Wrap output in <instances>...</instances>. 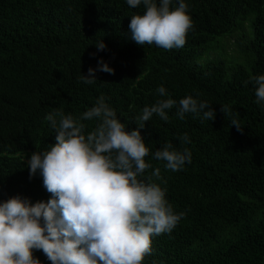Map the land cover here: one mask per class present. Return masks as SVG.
Returning a JSON list of instances; mask_svg holds the SVG:
<instances>
[{
    "label": "trees",
    "instance_id": "trees-1",
    "mask_svg": "<svg viewBox=\"0 0 264 264\" xmlns=\"http://www.w3.org/2000/svg\"><path fill=\"white\" fill-rule=\"evenodd\" d=\"M184 3L193 26L182 48L166 50L130 38L131 17L146 11L142 4L0 0V203L51 198L39 172L30 179L28 161L56 143L45 120L54 109L84 123L88 133L98 121L80 118L103 95L131 132L144 107L171 98L177 105L166 110L167 122L153 114L139 128L152 167L138 179L151 177L184 216L171 233L152 237L143 264H264V102H255L250 80L264 75V0ZM178 4L172 0L170 10ZM224 39L230 58L216 49ZM101 60L114 74L98 70ZM89 68L97 70L93 84L79 79ZM187 96L207 102L215 119L186 113L181 120L179 100ZM224 105L231 110L226 116ZM233 119L242 131L231 126ZM185 133L190 143L181 142ZM165 143L189 149L191 163L172 171L155 160ZM157 168L159 179L152 176ZM32 254L51 264L42 250Z\"/></svg>",
    "mask_w": 264,
    "mask_h": 264
},
{
    "label": "clouds",
    "instance_id": "clouds-1",
    "mask_svg": "<svg viewBox=\"0 0 264 264\" xmlns=\"http://www.w3.org/2000/svg\"><path fill=\"white\" fill-rule=\"evenodd\" d=\"M146 11L134 15L130 21V38L137 45H152L171 50L182 48L192 28L188 5L179 0L170 10L172 0H126ZM105 49L103 42L96 44ZM99 71L114 74L102 60ZM89 68L88 75L79 78L85 84L97 80ZM255 84L256 103L264 102V75L250 77ZM157 93L167 95L163 86ZM177 105L168 98L146 106L137 117L138 129L126 131V126L101 95L95 105L83 113L80 120L98 121L86 133L85 124L54 109L45 120L55 130V144L43 152H34L29 161L30 179L39 172L43 187L51 198L32 204L19 196L0 203V264H40L32 250H42L51 264H143L151 253V239L171 233L184 213L176 214L165 199V190L157 183L138 179L152 167L146 163L149 148L139 128L150 121L153 114L168 121L166 110ZM220 111L230 113L227 105ZM195 114L202 121L215 119L216 113L207 102L192 96L179 100L177 116ZM59 117V120H57ZM242 131L236 119L231 121ZM182 143H190L185 133ZM191 152L173 149L165 143L154 153V159L164 161L165 167L180 171L191 163ZM160 177L159 168L152 173Z\"/></svg>",
    "mask_w": 264,
    "mask_h": 264
},
{
    "label": "rangeland",
    "instance_id": "rangeland-1",
    "mask_svg": "<svg viewBox=\"0 0 264 264\" xmlns=\"http://www.w3.org/2000/svg\"><path fill=\"white\" fill-rule=\"evenodd\" d=\"M227 43H228V40L224 39L223 42L221 41L220 43H218V44L216 45V49H218L219 52H221L222 55H224V57L230 58L231 56L228 55V54H226L227 51L222 50V48H225V49H226V47H227V46H226Z\"/></svg>",
    "mask_w": 264,
    "mask_h": 264
}]
</instances>
